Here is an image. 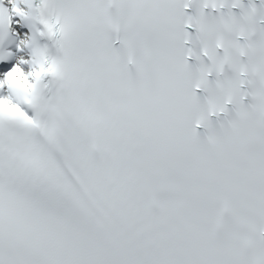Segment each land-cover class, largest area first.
Returning <instances> with one entry per match:
<instances>
[{
	"label": "snow or ice",
	"instance_id": "snow-or-ice-1",
	"mask_svg": "<svg viewBox=\"0 0 264 264\" xmlns=\"http://www.w3.org/2000/svg\"><path fill=\"white\" fill-rule=\"evenodd\" d=\"M10 3L0 264H264V0Z\"/></svg>",
	"mask_w": 264,
	"mask_h": 264
},
{
	"label": "clouds",
	"instance_id": "clouds-1",
	"mask_svg": "<svg viewBox=\"0 0 264 264\" xmlns=\"http://www.w3.org/2000/svg\"><path fill=\"white\" fill-rule=\"evenodd\" d=\"M20 2L21 7H23V0H18ZM54 25H50L47 27V32L50 35L52 31V27ZM56 68L54 65H49L47 69L44 68L43 59H39L37 62L36 71L32 74L33 82L30 84L28 79L17 72L12 75L9 79L5 81L9 88L13 90L16 94V97L23 102H29L34 99V87L35 84L38 83L40 76L47 74L48 72H55ZM15 105L11 104L10 101L0 102V115L2 116H12L15 115Z\"/></svg>",
	"mask_w": 264,
	"mask_h": 264
}]
</instances>
